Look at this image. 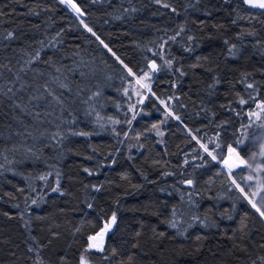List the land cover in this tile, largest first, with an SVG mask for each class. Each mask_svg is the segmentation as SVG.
Wrapping results in <instances>:
<instances>
[{"label":"trees","instance_id":"1","mask_svg":"<svg viewBox=\"0 0 264 264\" xmlns=\"http://www.w3.org/2000/svg\"><path fill=\"white\" fill-rule=\"evenodd\" d=\"M74 2L0 0V264H264L259 181L220 165L264 124V9Z\"/></svg>","mask_w":264,"mask_h":264},{"label":"rangeland","instance_id":"2","mask_svg":"<svg viewBox=\"0 0 264 264\" xmlns=\"http://www.w3.org/2000/svg\"><path fill=\"white\" fill-rule=\"evenodd\" d=\"M153 69L150 68L143 72L141 75H137L133 72L131 73L132 81L129 83L128 87L125 89V92L127 95L130 96V98L133 99V103L129 104V110L132 114H134V108L135 104H140L147 94L151 93L150 89V78L152 74ZM145 73H147V76H145ZM136 104V106H137ZM166 109L168 110L169 114L172 115L174 118L176 116L168 109L166 106ZM154 133L158 139L159 142H163V133L164 129L162 127V124L157 126L154 129ZM193 136L196 138V136L193 134ZM122 139H124L126 146H127V152H131L134 149H138L137 139L132 136L128 130H126L122 134ZM264 144V124L262 128L257 132L256 136L253 137L250 151L248 156L242 157L238 154L237 150L233 147L235 151L230 152L229 148L226 152V155H232L236 161H243L242 163L243 167L246 168L247 173L249 177H252V175L255 174V177L257 178L259 187H255L254 183H247V192L244 189H241L243 194L246 196V198L250 201H252L251 205L254 203L256 207L254 208L257 211V208H259L261 211H264V172H259L264 166V151L260 150L261 145ZM209 152V151H208ZM220 165L227 171V173H230V171L227 169V167L223 164V162H220ZM254 172V174H253ZM259 172V173H258ZM258 212V211H257ZM260 215V212H258ZM261 216V215H260ZM262 217V216H261ZM264 219V217H262ZM92 243H94V239L92 240Z\"/></svg>","mask_w":264,"mask_h":264},{"label":"water","instance_id":"3","mask_svg":"<svg viewBox=\"0 0 264 264\" xmlns=\"http://www.w3.org/2000/svg\"><path fill=\"white\" fill-rule=\"evenodd\" d=\"M64 2L66 3V5L69 7V9L73 13H75L78 16L83 15V12L79 8V6L74 2V0H64ZM76 9H79V12H77ZM222 162L230 172H234V171L242 168V163L239 161H236L232 155H226V157L223 159ZM104 229H105V227L100 229L96 234L93 235V238H95L94 239L95 244L99 245L100 242L102 241V239L104 238V236L107 234L108 230L102 232V230H104ZM101 234H102V237H101Z\"/></svg>","mask_w":264,"mask_h":264},{"label":"snow or ice","instance_id":"4","mask_svg":"<svg viewBox=\"0 0 264 264\" xmlns=\"http://www.w3.org/2000/svg\"><path fill=\"white\" fill-rule=\"evenodd\" d=\"M157 2H159V0H157ZM244 2L247 3V4H250V5L253 6V7H259V8L264 9V0H244ZM76 10H77V12H79V9H76ZM85 27H86V26H85ZM88 31H91V29H88ZM93 35H95V33H93ZM8 37H9V38L12 37V33H11V32L8 33ZM101 43H103V41H101ZM105 47H107V45H105ZM152 69H153V70L156 69L155 64L152 65ZM129 72H131L130 69H129ZM145 76H147V73H145ZM249 87H251V85H249ZM9 91H11V89H9ZM162 103H163V102H162ZM241 103H244V101L241 100ZM253 115H255V114H253ZM201 146L204 147L203 145H201ZM205 151H207V148H206V147H205ZM229 151L232 152V151H235V150L232 149L231 146H230V147H229ZM209 155H211V153H209ZM213 159H215V156H213ZM241 163H244V162L241 161ZM249 179H251V177H249ZM187 183H188V184H191L192 181L189 180V181H187ZM237 187H238V186H237ZM249 203H252V201L250 200ZM252 207L255 208L256 205L253 203V204H252ZM257 211L260 212V215H261L262 217H264V211H261L259 208H257ZM112 220H113V222L115 221V214H113ZM110 226H111L110 224H109V225H106V226H105V229L102 230V232L107 231L108 228H109ZM173 226H174V225H173ZM101 237H102V234H101ZM93 239H95V238H93V237H89V240H90V241H92ZM96 247H100V245L93 244V243H90V244H89V248H96ZM101 250H102V249H101ZM80 264H87V262H86V260H85V258H84L83 256H81Z\"/></svg>","mask_w":264,"mask_h":264}]
</instances>
